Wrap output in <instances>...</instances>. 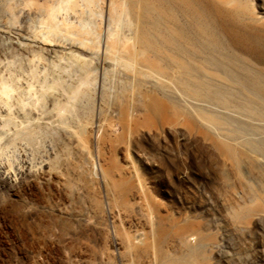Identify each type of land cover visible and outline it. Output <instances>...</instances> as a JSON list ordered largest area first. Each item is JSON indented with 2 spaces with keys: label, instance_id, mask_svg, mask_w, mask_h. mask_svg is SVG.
<instances>
[{
  "label": "bare ground",
  "instance_id": "6f19581e",
  "mask_svg": "<svg viewBox=\"0 0 264 264\" xmlns=\"http://www.w3.org/2000/svg\"><path fill=\"white\" fill-rule=\"evenodd\" d=\"M67 1L0 0V152L18 158H0V264L65 248L77 264H204L209 232L170 216L130 152L171 118L230 140L257 130L264 81L246 60L264 50L262 16L246 0H81L59 17L89 35L44 30ZM40 186L67 203L64 238L37 223Z\"/></svg>",
  "mask_w": 264,
  "mask_h": 264
},
{
  "label": "rangeland",
  "instance_id": "374dc122",
  "mask_svg": "<svg viewBox=\"0 0 264 264\" xmlns=\"http://www.w3.org/2000/svg\"><path fill=\"white\" fill-rule=\"evenodd\" d=\"M68 1L55 9L54 16L48 15L50 19L47 16V23H42L47 27L43 29L53 33L76 31L86 36L88 33L79 25L60 19L59 15L79 8L83 0H72L69 4ZM246 1L248 13L260 15L264 20V0ZM46 2L45 6L51 0ZM85 3L91 8L87 1ZM14 5L15 1H11V10L17 9ZM17 17L16 22L19 21ZM247 56L251 74L261 75L264 81V50ZM262 96L259 108L263 115L251 116L254 119L246 117L249 122L253 121L251 125L257 130L240 133L234 140L215 128L207 129L210 135L205 136L198 127L188 125L183 119L172 118L163 129L139 131L135 136L130 160L141 179L151 186V191L164 203L170 216L182 221H197L209 232L211 239L200 261L204 264H264V151L247 144L249 140H264V93ZM217 141L234 143L238 148L237 158L221 151L216 146ZM36 144L42 145L41 138ZM0 155L3 160L11 156L18 160L12 150L0 152ZM119 158L124 162L121 154ZM38 195L40 205L36 220L39 227L42 230L53 228L64 238L73 226L63 224L56 209L67 203L45 187L38 188ZM27 196H30L29 191H21L23 199ZM50 211L55 213L50 214ZM68 250L65 248L66 254L61 250L59 255L55 253L51 264H77L74 261L79 258L70 259Z\"/></svg>",
  "mask_w": 264,
  "mask_h": 264
}]
</instances>
